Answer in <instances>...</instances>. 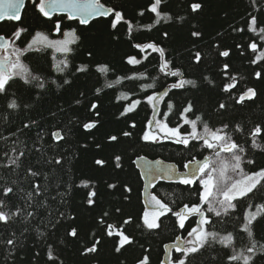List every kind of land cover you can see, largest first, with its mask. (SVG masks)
I'll return each instance as SVG.
<instances>
[{
    "label": "trees",
    "instance_id": "trees-1",
    "mask_svg": "<svg viewBox=\"0 0 264 264\" xmlns=\"http://www.w3.org/2000/svg\"><path fill=\"white\" fill-rule=\"evenodd\" d=\"M103 2L125 14V21L132 25L130 33L124 21L117 29L111 28L112 17L95 19L86 26L62 15L49 19L39 13L33 2L26 4L20 22L0 23V34L6 37H11L17 27L27 29L17 40L22 50L27 49L38 31L50 40H57L74 29L79 37L72 51L64 56H58L52 47L39 45L24 51L23 63L39 80L25 83L17 76L9 82L7 91L0 93V200H4L0 210H20V215L7 225L0 222V264H137L144 255L149 257V264H165L167 244L188 237V232L197 225L194 215L181 229L173 213L185 204L200 205L203 186L198 180L195 185L157 180L145 172L149 166L155 170L160 165L182 171L185 165L214 150L199 139H191L187 146L177 144L174 139L143 141L141 137L156 108L157 121L159 118L169 127H179L187 135L192 131L191 125L184 122L181 113L191 101L194 115L189 113L188 118L202 116L197 122L198 133L203 134L205 123L212 130L223 129L243 149V152L237 149V154L242 156L241 166L247 174L264 168V132L256 137L261 148L253 147L251 135L257 125L264 128V59L256 60L264 51L261 39L264 33L258 31L264 27V0H163L161 12L172 19H161L159 24L155 22L156 14L150 11L154 0ZM190 3L205 6L197 14L190 11ZM181 16L185 18L183 21L179 19ZM253 16L257 18L256 32L249 27ZM192 31H200L201 36H191ZM164 32L168 37L163 36ZM149 42L165 49V58L171 62L166 71L179 69L183 75L166 74L160 70L163 61L158 53L135 47ZM252 43L258 45L255 52L250 48ZM37 47L39 51L35 50ZM225 50L230 51L229 57L219 55ZM89 51L93 52L91 57L87 55ZM196 52L201 54L199 63L195 62ZM128 56H136L141 63L128 64ZM65 59L68 67L63 72L57 71L56 64ZM226 63L227 70L223 67ZM81 65H87V71H77ZM102 65H108L107 73L99 71ZM257 72L261 78L256 77ZM180 79H192L196 84L173 89L171 85ZM231 83L235 87L224 91L225 85ZM248 88L257 91L256 98L238 104L237 99ZM157 93L162 98L154 101L153 108L147 97ZM13 100L18 107L8 106ZM137 100L140 103L133 112L120 115ZM92 103L98 105L99 117L91 110ZM219 103L226 108L219 109ZM96 120H99L96 129L83 128V124ZM132 123L135 128L130 127ZM123 131H131L132 137H123ZM53 132H59L64 139L57 140ZM109 135L119 136L120 142H109ZM21 152L23 156L19 155ZM115 155L122 157L119 168L115 167ZM137 156L146 159L138 160ZM57 159L59 164L55 163ZM95 159H104L105 166L95 165ZM10 160H16L17 164H10ZM33 172L37 175L33 176ZM109 184L117 187L109 188ZM146 184L157 199L172 209L160 218L161 228L154 230L143 224ZM36 185L40 186L39 195L35 194ZM124 186L132 191L127 192ZM6 187H12L13 193L4 196L2 188ZM92 190L98 197L93 198L96 204L89 206L87 193ZM29 193H33L31 199ZM234 203L236 208L227 215L216 216L209 211L211 223L205 227L220 236L231 233L233 244L210 242L189 257L190 264H243V260L232 261L229 257L240 252L249 255L247 248L253 241L257 248L264 245V217L253 223L252 237L243 230L246 214L264 204V187L258 186ZM105 211L109 215L101 224ZM129 217L131 222L124 224ZM108 225L134 237L133 244L116 253L113 237L106 235ZM73 227L78 229V240L68 235ZM92 233L101 238L102 246H98V253L83 255V248L91 246L90 241L95 239ZM8 239H13L14 244H7ZM49 248L52 259L47 254ZM181 256V252L172 250L170 260L175 262ZM253 264H264V253L258 251Z\"/></svg>",
    "mask_w": 264,
    "mask_h": 264
},
{
    "label": "snow or ice",
    "instance_id": "snow-or-ice-1",
    "mask_svg": "<svg viewBox=\"0 0 264 264\" xmlns=\"http://www.w3.org/2000/svg\"><path fill=\"white\" fill-rule=\"evenodd\" d=\"M32 2L35 4V7L38 9L39 13H41L44 17L51 19V17L56 13H67L69 19H78L79 24L81 25H88L90 23L91 19H94L96 17H112V19L109 21L110 27L113 29H117L118 25L121 24L122 21L127 23L128 25V31L129 33L132 31V25L130 21H125V14L122 11H118L116 8L106 7L104 4L100 2V0H32ZM163 0H154L150 4V11L152 13L156 14V23L159 24L161 19L164 20H171L172 17L167 14H162L160 6L162 4ZM25 6V0H0V21H14V22H20L22 20V9ZM203 3H190V11L192 13L199 14L203 8ZM140 15H143L141 12ZM181 21H183L185 18L183 16L179 17ZM257 18L255 16L251 17L250 21V30L253 32L257 31ZM151 26H149L150 28ZM60 29V23H56V31L59 32ZM27 31L24 27H17L16 30L12 33V37H5L3 35H0V48L3 49H9L13 48L15 40L20 39L23 33ZM243 31V29H241ZM260 33H264V27H260L258 29ZM68 36L72 37V40H50L47 35H45L42 32H36L34 37L32 38L31 42L28 44L27 49H19V48H13V51L15 52L14 58H9L7 56L0 57V93H5L7 91V87L9 86V82L14 77H21L25 83H31L32 81L39 80V77L32 75L29 68L22 63L21 61V55L24 51H27L28 49H33L34 46L39 45L41 47H52L55 48L57 52L61 53H69L72 51V49L69 47L70 43H74L76 40L79 39L78 36H76L75 30H71L68 34ZM164 37H168V33H163ZM191 36L193 37H200L201 32L200 31H192ZM261 39H264V36L261 37ZM135 47L137 49H140L141 51H145L148 49H151L153 52H156L159 54L161 60L163 63L160 65L161 71H166L170 68L171 62L165 58V49L163 47L158 46L155 42H149L144 44H136ZM250 48L252 51H256L258 48V45L256 43H252L250 45ZM35 50L39 51L40 48L37 47ZM230 51L225 50L219 53L222 57H229ZM89 57L93 55L92 51H89L87 53ZM264 59V51H261L259 55L256 57V60ZM201 61V54L200 52L195 53V62L199 63ZM256 62V61H253ZM127 63L128 64H140L141 60L137 59L136 56H128L127 57ZM63 65V66H62ZM68 67L67 60H61L56 64L57 71L63 72L65 68ZM224 69L227 70L229 68V65L226 63L224 64ZM88 66L87 65H81L79 68H77V71L79 72H85L87 71ZM109 70L108 65H102L99 67V71L101 73H107ZM166 74L171 75L173 77L182 76L183 73L176 69L174 71H166ZM257 78H261V73H256ZM123 79V78H121ZM233 80H235V77H233ZM64 83H69L68 81H64ZM117 83H119V80H117ZM196 81L192 79H180L178 83H173L171 87L173 89L175 88H184L185 85H192L195 86ZM40 88H44L43 83H39L38 85ZM111 87V85H108ZM144 87H152V85H146ZM235 87L234 83L227 84L224 87V91H230ZM99 92L100 90L97 89ZM164 95H167V93H164ZM257 96V91L254 88H248L246 91L243 92L237 99L238 104H243L245 100H254ZM161 95L157 93L156 95H149L147 97V101L153 105V108H155V103L157 99H161ZM79 103V101H77ZM140 101L137 100L133 104L129 105L124 109L123 112H121V116L126 115L127 113L133 112L137 105H139ZM11 108L18 107L15 100L11 101V103L8 105ZM226 105L224 103H219V109H225ZM91 110L95 112L96 117L100 116V112L98 111V105L96 103L91 104ZM189 113H193V104L191 101L188 102L187 106L183 109L181 115L184 117V122L186 124L191 125L192 131L188 133L187 135L182 134L180 132L179 127H169V125L165 123H160L159 121L156 122V127L164 133V135L161 137L157 133H155L152 130V121H149L148 123V130L145 131L141 137V139L145 142H152L157 143L161 139H174L177 144H182L187 146L190 143L191 139H199L203 140L207 148L214 149V148H220L225 152L232 153V158L234 163L231 164V168L233 171H238L241 169V161L242 156L240 154H237L235 150L239 149L240 152H243V149H240V146L235 143L231 139L230 136L227 135L226 132L223 131V129H216L212 130L209 128L208 124L205 123L203 125V134H200L197 132V122L202 120V116L195 115L194 119H189L188 115ZM194 115V113H193ZM99 120L91 121L88 123L83 124V128L86 130H92L96 129L98 127ZM27 127V125H26ZM131 128H135V123H132L130 125ZM228 127L227 124L224 125V128L226 129ZM238 129L240 128L239 125L236 126ZM264 132V128L257 125L254 130L252 131L251 135L253 137L252 139V145L255 148H261L262 145L257 143L256 137L260 136L261 133ZM52 135L57 140H63L64 137L59 132H53ZM123 137H132L133 133L131 131H123L121 133ZM107 140L109 142H120V137L117 135H109L107 137ZM97 148H100V145H96ZM20 156H23L24 153L21 152L19 154ZM219 155V153H217ZM122 157L121 155H115V167L119 168L121 167V164L119 163L121 161ZM138 160H145L146 158L143 156H137ZM10 164H17L16 160H10ZM56 164L60 163V160L57 159L55 161ZM157 164L160 163L159 161L156 162ZM249 163H254V161H249ZM94 164L100 167L105 166L106 161L104 159H95ZM18 166V165H17ZM187 167V165H185ZM229 164L227 162H221V166L219 169L212 166L210 163V159H205L202 164L199 165V167L196 169V173H199V177L196 173L189 174L188 176H183L180 178V182L185 185H195L197 183V180H200V183L203 185V194L201 196V199L205 202L209 203V208L207 211L213 212L216 216H220L222 213L227 215L230 210H233L236 208V203L234 201H237L238 198L245 197L249 193H252L254 189H257L258 186L264 187V168L260 169L259 171L253 172L251 174L243 176L241 179L235 180L234 182H231L230 185L228 183V176H227V170L229 168ZM213 173H218V176H214ZM158 172L155 171L152 167H148L145 175H157ZM33 176L37 175V173L33 172ZM87 186V184H85ZM109 188L115 189L117 187L116 184H109ZM125 190L127 192H131L132 188L124 186ZM215 189V192L213 191ZM14 189L12 187H6L2 188V192L4 196H8V194L13 193ZM40 192V186H35V194L39 195ZM33 193H29L28 197L29 199L32 198ZM222 196L223 199H218L215 204L219 205V207H216L210 202L209 198L212 196ZM98 197V193L95 190H92L87 193V200L86 203L89 206H94L96 204V200L93 198ZM125 199L127 197L125 196ZM152 201L154 202L157 211H145L143 214V224L150 230L161 228L162 222L160 220L161 217L165 216L166 213L171 212L172 209L169 207L168 204H165L161 202L159 199H157L156 196H152ZM4 200H0V209L3 208ZM251 207V206H250ZM117 212L120 211L119 208L116 209ZM198 214L201 217L200 222L196 225V227H192L191 231L188 232L189 237H193V239L187 241V243L190 245L189 247H180L176 246V251L181 252L182 256L178 257L174 264H190L189 257L194 256L195 254L201 252L202 249H204L206 246L210 244V242L217 241L225 246H231L233 244L234 237L231 233H228L227 235L220 236L216 232H210L207 231L204 227L205 225H208L211 223L210 219L206 216L205 212L202 211L201 205L196 204L189 207V205L185 204L183 208L180 211H177L173 213L178 218L179 221V227L181 229L185 228V222L188 219L190 215ZM20 215V210L18 209L15 212H6L4 210H0V222L7 225L10 221H12L14 218L18 217ZM32 213H28V216H31ZM109 213L105 211L103 213V216L100 218V223L103 224L104 217H107ZM61 216H63V213H61ZM259 217H264V204H260L257 206V210L255 212L249 211L246 214V222L243 224V230L247 232L249 237L253 236L252 226L255 221ZM27 219V217H25ZM74 219V218H73ZM131 217L124 220V224H129L131 222ZM27 229H25L26 231ZM14 235V234H13ZM68 235L72 238L79 239V232L76 227L71 228V231L68 232ZM93 237H95L94 240L90 241L91 246H85L82 250L83 255L87 254H94L98 253L99 248L98 246H102V240L101 238L96 236V233H92ZM106 235L108 237H113V245H114V251L116 253H121V250H126V246H131L134 242V237L131 235L125 234L123 230H113L112 225L107 226ZM118 237V239H116ZM7 244L12 245L14 244L13 239H8L6 241ZM264 253V245H261L259 248H257L256 242L253 241L251 246L247 248V253L249 255H245L244 252H240L234 255H231L229 257L232 261H239L243 260V264H253L255 255L257 252ZM48 257L49 259L53 258L52 250L49 248L48 250ZM62 264V262H61ZM137 264H149V257L147 255H144L143 258L137 260Z\"/></svg>",
    "mask_w": 264,
    "mask_h": 264
},
{
    "label": "rangeland",
    "instance_id": "rangeland-1",
    "mask_svg": "<svg viewBox=\"0 0 264 264\" xmlns=\"http://www.w3.org/2000/svg\"><path fill=\"white\" fill-rule=\"evenodd\" d=\"M70 31H66L65 32V35L63 36V37H61V38H59V39H57V40H69V41H71L72 40V37H70V36H68L67 34L69 33ZM72 45H73V43H70L69 44V47L70 48H72ZM13 48H17V45H16V40H15V42H14V45H13ZM13 48H11V52H14L13 51ZM54 49V51H55V53L58 55V56H64V55H66L65 53H61V52H57L56 50H55V48H53ZM148 50H150V51H152L151 49H148ZM57 56V57H58ZM21 58V57H20ZM61 59H62V57H60ZM60 58H58V60L60 59ZM22 61V60H21ZM22 63H23V61H22ZM158 121L160 122V123H163L162 122V120H159V118H158ZM156 124V123H155ZM153 128V130H156V129H158L156 126H153L152 127ZM155 133H158V132H155ZM161 133H163V132H161ZM215 149L216 148H214L213 150H214V152L213 153H209L208 155L209 156H212L211 157V161H210V163H211V165L212 166H214V167H216L217 169H219V167L221 166V162H227L230 166H229V168H228V170H227V176H228V183H229V185H230V183L231 182H234L235 180H238V179H241L243 176H245V175H248L243 169H242V166H241V169L240 170H238V171H233L232 170V168H231V164L232 163H234V161H233V158H232V153H229V152H225V151H223V152H218L219 153V155H217V153L215 152ZM236 152H237V150H235ZM213 175L214 176H218V173H213ZM198 181L200 182V180L198 179ZM203 186V185H202ZM213 191L215 192V189H213ZM202 194H203V192H202ZM152 196H154L152 193H151V191L149 190V193H148V196H147V201H148V203H149V205L151 206V205H154L155 206V204H154V202L152 201ZM202 196V195H201ZM218 199H223V197L222 196H212V197H210L209 198V200H210V202H212V204L214 205V206H216V207H219V205H217V204H215V202L218 200ZM201 209H202V211H204L205 212V214H206V216H207V214H208V212L209 211H207V209L209 208V203L208 202H205L204 200H202L201 199ZM158 209H156L155 211H157ZM147 211H149V212H152L153 210H147ZM193 215H196L197 216V221L199 220V222H200V220H201V217L198 215V214H193ZM192 215V216H193ZM191 216V215H190ZM204 227H206V225L204 226ZM187 241H189V239L188 238H186L185 239V244H187L188 246H190L188 243H187Z\"/></svg>",
    "mask_w": 264,
    "mask_h": 264
},
{
    "label": "water",
    "instance_id": "water-1",
    "mask_svg": "<svg viewBox=\"0 0 264 264\" xmlns=\"http://www.w3.org/2000/svg\"><path fill=\"white\" fill-rule=\"evenodd\" d=\"M29 1H32V0H25V6H26V3L29 2ZM25 6H24V8H25ZM24 8L22 9V13H23ZM54 15H65V16L68 17L67 13H56V14H54ZM97 18H100V17H96V18H94V19H91V20H90V23H91L93 20L97 19ZM104 18H107V17H104ZM68 19H69V18H68ZM69 20H71V21H78V19H69ZM1 22H3V21H0V23H1ZM90 23H89V24H90ZM89 24H88V25H89ZM3 36H4V35H3ZM0 49H3V48H0ZM205 159H210V158H209V157H205V158H203V159H199V160H197V161H195V162L190 163V164L187 166V170H186V171H184V172H180V173H178L176 176H177L178 178H181V177H183V176H188L189 174L196 173V169L199 167L200 164L203 163V161H204ZM196 174H197V176H199V173H196ZM173 246L175 247L176 245H175V244L170 245V246H168V249H169L170 247H173ZM168 256H169V250L167 251V253H166V255H165V258H164L165 261H167Z\"/></svg>",
    "mask_w": 264,
    "mask_h": 264
},
{
    "label": "flooded vegetation",
    "instance_id": "flooded-vegetation-1",
    "mask_svg": "<svg viewBox=\"0 0 264 264\" xmlns=\"http://www.w3.org/2000/svg\"><path fill=\"white\" fill-rule=\"evenodd\" d=\"M102 3H104L103 2V0H100ZM105 4V3H104ZM18 46V45H17ZM19 47V46H18ZM20 49V48H19ZM11 49H7L5 52H4V54L6 53L7 54V57H9V58H14V56H15V52H11L10 51ZM1 53V52H0ZM158 171L159 172H162L163 170L160 168V169H158Z\"/></svg>",
    "mask_w": 264,
    "mask_h": 264
},
{
    "label": "bare ground",
    "instance_id": "bare-ground-1",
    "mask_svg": "<svg viewBox=\"0 0 264 264\" xmlns=\"http://www.w3.org/2000/svg\"><path fill=\"white\" fill-rule=\"evenodd\" d=\"M148 193H149V191L147 192V191H145L144 190V192H143V197H144V201L145 202H147V196H148ZM168 245V244H167Z\"/></svg>",
    "mask_w": 264,
    "mask_h": 264
}]
</instances>
